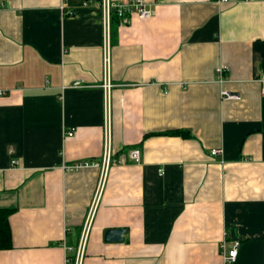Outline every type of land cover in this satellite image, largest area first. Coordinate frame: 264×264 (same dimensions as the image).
I'll return each mask as SVG.
<instances>
[{
	"label": "crops",
	"instance_id": "1",
	"mask_svg": "<svg viewBox=\"0 0 264 264\" xmlns=\"http://www.w3.org/2000/svg\"><path fill=\"white\" fill-rule=\"evenodd\" d=\"M107 1L0 0V264H65L85 230L82 264H224V240L264 264V0H144L113 32ZM106 83L99 191L64 166L101 162Z\"/></svg>",
	"mask_w": 264,
	"mask_h": 264
},
{
	"label": "built area",
	"instance_id": "2",
	"mask_svg": "<svg viewBox=\"0 0 264 264\" xmlns=\"http://www.w3.org/2000/svg\"><path fill=\"white\" fill-rule=\"evenodd\" d=\"M219 3H228L230 0H217ZM263 8H264V3H263ZM117 11L119 17L121 18V21L123 23H127L129 20V17L131 15H136L140 19H149L152 16H154L155 12L153 10L149 9L146 7L144 0H130L127 3H122V4H111L109 1H107V5L104 7V12H105V20L106 24L109 26L110 21H111V14L113 11ZM227 69L225 67H219L217 69V73L219 76V81L222 82L224 81L225 78V73ZM262 83V96L264 97V78L261 80ZM80 86V83H76L75 87ZM105 146H104V154L103 158L100 163H92V162H80V163H75L69 166H64V169L67 171H77L80 170L84 167H96L99 166L102 169V181L100 183V188L99 191L102 189L105 176L107 171L111 166L116 165L117 163L114 162L113 160V154H112V122H111V106H110V87L111 84L106 83L105 86ZM4 94V93H1ZM222 96L225 99H230V100H236L239 99V95H234L228 92H223ZM67 135L69 137L74 136V132H68ZM223 154V150H213L211 151L212 157L216 158L219 157ZM130 160L133 163H140L141 162V151L138 148H135L131 151L130 153ZM13 165H18L17 161L12 162ZM88 231V230H87ZM86 230L83 233V237L80 240V246L78 253L76 254L75 258H71L70 255L66 256L65 264H82L83 262V252L85 249V242H86ZM241 247L240 241H233V242H227L223 241L220 245V251L221 255L224 261V264H234L238 260L239 256V250ZM66 251L68 253L74 252V249L71 247H68L67 245L65 246Z\"/></svg>",
	"mask_w": 264,
	"mask_h": 264
},
{
	"label": "trees",
	"instance_id": "3",
	"mask_svg": "<svg viewBox=\"0 0 264 264\" xmlns=\"http://www.w3.org/2000/svg\"><path fill=\"white\" fill-rule=\"evenodd\" d=\"M121 18L119 17L117 11H113L111 14V30L115 31V28L120 23ZM165 135H185L182 131H176L172 133H166ZM12 210L10 209H0V250H9L13 247L12 242V230L10 226V216L12 215ZM73 258V257H72Z\"/></svg>",
	"mask_w": 264,
	"mask_h": 264
},
{
	"label": "water",
	"instance_id": "4",
	"mask_svg": "<svg viewBox=\"0 0 264 264\" xmlns=\"http://www.w3.org/2000/svg\"><path fill=\"white\" fill-rule=\"evenodd\" d=\"M125 233L126 229H109L106 232L105 240L107 242H121L123 241Z\"/></svg>",
	"mask_w": 264,
	"mask_h": 264
}]
</instances>
